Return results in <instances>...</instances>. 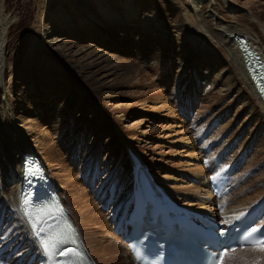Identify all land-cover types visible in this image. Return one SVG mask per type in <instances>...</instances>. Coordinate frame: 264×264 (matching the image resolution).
Masks as SVG:
<instances>
[{
    "label": "rangeland",
    "instance_id": "obj_1",
    "mask_svg": "<svg viewBox=\"0 0 264 264\" xmlns=\"http://www.w3.org/2000/svg\"><path fill=\"white\" fill-rule=\"evenodd\" d=\"M234 1L242 8H218L205 14L208 21L201 5L194 7L192 0H177L179 5L171 0L95 2L93 12L100 20L116 15L127 20L122 25L96 24L107 30L99 42L117 72L100 93L90 75L46 43L45 28L60 20L73 23L71 12L61 8L56 17L53 0H2L12 23L0 61L1 139L12 144L25 136L31 141L60 187L96 264H110L107 257L111 259L113 251L128 253L113 235L110 217L112 203L129 206L138 160L188 206L199 207L205 200L209 174L231 173L236 193L229 202L226 199V210L260 196L264 189V112L244 78L238 79L229 68L225 48L210 33L218 26L229 24L232 30L246 25L264 45V0ZM218 15L225 20H216ZM169 19L182 23L178 31L170 28ZM130 23L136 24L140 38L130 31L119 34L118 29ZM111 29L118 33L113 39ZM207 46L214 51L204 49ZM15 113L21 121L14 120ZM128 115L132 120L125 123ZM92 175L96 179L90 186ZM120 180L125 185L118 192ZM9 211L12 203L0 191V233L5 229L6 238L15 243L21 239L15 212L7 226L1 224ZM119 242L123 248L117 251Z\"/></svg>",
    "mask_w": 264,
    "mask_h": 264
},
{
    "label": "bare ground",
    "instance_id": "obj_2",
    "mask_svg": "<svg viewBox=\"0 0 264 264\" xmlns=\"http://www.w3.org/2000/svg\"><path fill=\"white\" fill-rule=\"evenodd\" d=\"M53 1L54 2H53V6L51 10L55 12L54 14H56V17L59 18V15H61L62 9H63L68 13L71 12L72 18L75 21L73 23L69 22V24H62L61 23L62 20H60L54 26H49L48 28H45L44 35H45L46 43L49 46L53 47L54 49L62 51L66 57H69L72 61L76 63V65H78V68L83 73H85L86 75H90L92 77V83L95 85L94 87L100 93H102L103 91H105L107 83L110 80H112V77L113 78L115 77V73L117 74V72L115 71L114 66H112L113 65L112 60L109 58V56L106 55L107 52L105 48L102 47L101 43L99 42L100 37L102 39L105 38V36H102L101 34L106 35L107 30L103 31L99 29L96 24H101V26H106L108 22L112 21V22H117L118 25H122L121 23H125V22H126L125 24H127V20H125L123 17H120V18L116 17L118 15L114 16L115 17V18L113 17L114 19L113 18L111 19L102 18L100 20L99 18H101V16L100 15L96 16L95 13L93 12V9L96 6L94 5L95 2L99 3L102 0H53ZM171 1L174 5L178 4L177 0H171ZM192 2L194 4V7H198L201 5L200 6L201 12L203 13V16L206 19V21H208L209 18L206 17L205 14L207 13L213 14V12L215 10H218V8H221L224 11L226 7L232 10L242 8L234 0H192ZM125 4L126 3H122L121 6H125ZM90 10H92L93 15H89ZM50 13L52 12L50 11ZM121 19H124V20H121ZM218 19L225 20L220 15L217 16L216 20ZM169 21H170L169 22L170 28H172L174 32L178 31L179 28H177V26H180L182 23L177 24V20L175 19H169ZM11 23H12V18L3 12L2 0H0V61L4 57L3 53L5 52V49H6L5 45H6V39H7V30L10 27ZM192 24H194V22H192ZM203 24H204V21H203ZM227 25L228 26H226L225 28L224 27L219 28L218 26L216 30L209 29L210 33L214 36V38H216V41H220L218 42L219 45L225 48L227 52V56L226 55L225 56L226 58L229 59V62L231 65V67L229 66V68H231L232 72L236 75L238 79H240L241 77L244 78L246 85L252 91L253 97L256 99L257 103L259 104V106L262 108L264 112V93H262L261 91L262 87L259 86V84L255 83V80H259V79L254 78L253 75H251V72H250L251 70H249L246 67L244 59H243L242 49L239 46V42L236 41L235 39L236 37L243 38L246 41V44L249 46V48L253 52H255V54L259 57L263 65H264V45L263 43L260 42V40H258L257 38L258 36L257 37L251 36L252 34L251 33L252 31H250L251 28L247 27L246 25H239V26L237 25L232 30H229L230 26L229 24ZM135 26H136L135 23H130L129 25H127V28H120L118 29L120 31L119 34L130 31V33L133 34L134 38L138 39L140 38L141 35L137 32V30H135L136 29ZM243 26H245V28ZM209 27H211V25ZM111 30L112 32H109V33L111 34V38L113 39L118 33L115 29H111ZM153 35H157V33H154ZM262 36H264V34ZM234 40L236 43L234 42ZM79 42H82L83 44L79 45ZM65 44H70V45L65 46ZM68 47L69 49H67ZM204 49H206L207 51L212 50L210 46H207ZM212 51H214V49ZM0 71H1V66H0ZM257 72L258 71L256 70L255 74ZM256 75L258 77L261 76V74L259 75L256 74ZM261 79L263 82L264 78H261ZM14 116H15L14 118L15 121L16 120L21 121L22 117L19 116L17 113H15ZM124 120H125L124 121L125 123H130V121L132 120V116L131 115L126 116ZM24 137L22 136L20 139H17L15 142H12L11 144L10 142H7V140L5 139H1V136H0V191L3 197H5L6 199H9V201L12 203V211L8 212L5 222L2 221L1 224L3 226H7L11 222V217L13 215V212H15L16 217L14 218V222H16L17 224L16 228H17L18 235L21 236V239L17 240L14 243L13 242L14 239L6 238L5 229H3L4 231L2 230L3 232L0 233V253L1 252L3 253L1 255L2 261L0 264H29L28 262H30L31 264H45V260H41L42 253L38 247V243L36 239L31 235L30 226L27 224L26 218L23 217L22 211L20 209L21 188H22L23 181H24V178H23L24 159L26 161L27 155L30 156L31 154H36L37 156H40L39 157L40 159L42 157L39 153H36L32 150L33 147L30 144L31 141L27 142V139H25ZM140 163L146 166V164L141 162L140 160H138V162L134 163L133 165L132 188L130 192V198L129 200L126 201L127 203H129V206H121L120 208H118L116 204L112 203V206H113L112 213H114L112 214L113 216L111 215L110 217L112 229H113L115 221L122 216H127L129 212V208L133 200V189L135 187V168ZM147 169L149 170V168ZM72 171H74V169H71L68 172H72ZM149 173L151 174L153 178H155V180L157 179V177L154 175L153 172L149 170ZM210 175L211 174H209V176ZM48 176L50 177L51 175H49L48 173ZM209 176H206L207 194L205 195V200H203L201 204L198 203L199 207H194V205L188 206L185 204H181V201L177 200L178 198L173 197L175 201L178 204H181L182 206H186V207H189L194 210L201 211V212L210 213L214 215L215 217H218L219 214L217 216V213L215 212L216 209L214 208L215 204L213 206V203H212L213 207H209V205L206 204L207 201L212 202L214 200L208 189ZM95 179H96V175L94 177L93 175L90 177V179L88 180V183L90 186L94 183ZM75 180L76 178L69 180L68 183L71 184ZM157 183L159 182L157 181ZM124 185H125V180L124 181L120 180L119 187L116 190L119 192V188H122ZM57 187L62 197L60 187L59 186ZM233 192L236 193L234 190V191H231V193H229L227 196L222 195L221 198L225 199V201L227 199V201L229 202L231 200V196L233 195ZM262 198H264V189H262V191L260 192V196H256L254 199L248 200L242 204H238L235 207H229L225 212H223V215H225L224 220H226L227 218H231L234 215H237L239 212L246 209L253 203H256L259 199H262ZM62 201H63V198H62ZM63 205L66 208L64 202H63ZM108 209L109 207L107 206L106 210ZM262 209L264 210V207ZM71 220L75 222L72 216H71ZM116 237L122 241L119 235H116ZM86 248L87 250L89 249V247L87 246ZM115 248L117 249V251H119L123 248V244L119 242L118 245L115 246ZM88 252L90 253L89 250ZM128 255L129 254L123 250L120 251V253H115L113 251V253H111V259H109V257H107V259L110 264H112L111 260L115 264H133L131 256L129 255L130 258H128ZM6 256H9V261L5 263L3 262V260H5ZM121 256L125 257L126 260H121ZM235 260H236L235 264H264V250L254 246V247L245 248L244 250L233 251L226 258V263L234 264Z\"/></svg>",
    "mask_w": 264,
    "mask_h": 264
},
{
    "label": "snow or ice",
    "instance_id": "obj_3",
    "mask_svg": "<svg viewBox=\"0 0 264 264\" xmlns=\"http://www.w3.org/2000/svg\"><path fill=\"white\" fill-rule=\"evenodd\" d=\"M254 78H264V73H261L260 77L254 76ZM261 91L264 93V87L261 88ZM27 175L37 177L42 176L43 173L38 167H29ZM20 209L30 226L31 235L36 239L38 247L45 257V264H75L73 258L82 255L78 233L68 221L67 214L59 201L40 204L32 199L30 192H25L21 196ZM248 215V210H245L232 216L231 219L224 220L223 226L219 228V235L225 237L231 232L239 231L238 225L243 223ZM235 243L250 244L264 250V226L245 228L236 238ZM230 246L222 245L218 255L209 253L208 264H221L224 257L228 255L224 249ZM136 256L137 259L141 258L139 250L136 251ZM58 257L68 259L61 260ZM153 264L156 262L154 261Z\"/></svg>",
    "mask_w": 264,
    "mask_h": 264
},
{
    "label": "water",
    "instance_id": "obj_4",
    "mask_svg": "<svg viewBox=\"0 0 264 264\" xmlns=\"http://www.w3.org/2000/svg\"><path fill=\"white\" fill-rule=\"evenodd\" d=\"M236 37V36H235ZM236 41L239 42V46L241 47L242 49V52H243V56L246 60V62H249V70H251V75H254L256 77H258L256 74H261V73H264V65L262 64L261 60L259 59V57L255 54V52H253L249 46L246 44V41L243 39V38H238L236 37L235 39ZM263 65V67H262ZM256 70L258 71L256 74ZM260 82V79L259 80H255V83L256 84H260L258 83Z\"/></svg>",
    "mask_w": 264,
    "mask_h": 264
}]
</instances>
